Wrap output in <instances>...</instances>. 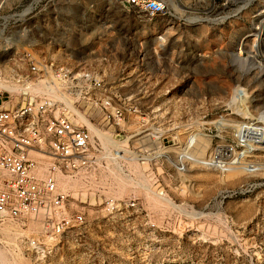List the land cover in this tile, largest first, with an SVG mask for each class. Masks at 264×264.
Masks as SVG:
<instances>
[{
    "label": "rangeland",
    "instance_id": "374dc122",
    "mask_svg": "<svg viewBox=\"0 0 264 264\" xmlns=\"http://www.w3.org/2000/svg\"><path fill=\"white\" fill-rule=\"evenodd\" d=\"M165 1L174 17L149 24L113 0H6L0 28L5 26L8 47H0V68L8 70L7 58L25 47L70 64L115 56L126 69L137 66L145 73L146 79L130 78L127 91L151 88L154 93L140 104L167 108L177 123V142L195 133L187 152L206 158L216 144L229 140L236 120L264 111V0ZM13 11L22 15L7 17ZM235 86L245 88L248 112L229 99ZM213 124L225 125L218 131ZM133 129L129 123L126 135ZM251 160L253 171L235 166L223 173L193 159L182 172L159 163L156 171L168 185L169 202L130 183L127 191L113 192L99 179L111 168L148 187L146 164L141 177L132 174L130 162L126 169L132 176L116 164L93 175L75 174V187L61 190L70 194L67 210L83 211L84 222L38 257L23 241L41 230L39 223L0 221V229L9 223L17 232L7 236L0 230V252L10 264H264V150ZM91 175L99 177L96 182ZM240 186L246 190L229 193ZM102 196H135L139 204L109 209Z\"/></svg>",
    "mask_w": 264,
    "mask_h": 264
},
{
    "label": "built area",
    "instance_id": "2783aa9c",
    "mask_svg": "<svg viewBox=\"0 0 264 264\" xmlns=\"http://www.w3.org/2000/svg\"><path fill=\"white\" fill-rule=\"evenodd\" d=\"M113 1L138 22L154 24L157 18L162 21L174 17L165 0ZM5 8L6 0H0V18L6 15ZM20 15L13 11L7 17ZM4 33L5 26L0 28V47L7 48ZM138 54L142 61L140 50ZM3 66L16 92L11 97L8 90H0V221L25 224L30 219L39 223L41 230L23 241L38 257L49 254L57 238L84 222L83 211L67 210L70 194L57 187L58 173L72 177L79 171H98L116 164L132 176L127 163L138 162L150 169L148 188L164 196L168 185L162 172L156 171L159 163L166 162L179 172L192 159L219 173L235 166L253 171V154L264 150V122L258 118L259 112H251L231 125L229 140L216 144L206 158L190 157L187 151L196 134L177 142L173 114L162 104L146 108L140 104V98L154 91L126 89L130 78L139 81L145 73L137 66L126 69L127 65L115 56L70 64L25 47L7 58ZM232 97L248 112L244 87L235 86L229 99ZM129 123L134 129L126 135ZM224 125L213 124L218 131ZM43 161L47 162V171L40 176L36 169ZM245 190L240 186L229 193ZM220 193L224 196L227 192ZM138 200L135 196L126 200L102 198L109 209L118 208V204L132 208Z\"/></svg>",
    "mask_w": 264,
    "mask_h": 264
},
{
    "label": "bare ground",
    "instance_id": "6f19581e",
    "mask_svg": "<svg viewBox=\"0 0 264 264\" xmlns=\"http://www.w3.org/2000/svg\"><path fill=\"white\" fill-rule=\"evenodd\" d=\"M30 8H28L26 11H28ZM25 11V12H26ZM24 13V12H23ZM53 56V55H52ZM59 57V56H58ZM6 67V66H5ZM4 68V67H3ZM6 69V68H5ZM8 70H3L0 68V90L1 89H4V90H8L10 93H11V97L15 94L16 92V87H15V84L13 82V80L11 79V77H9V72H7ZM31 87V86H30ZM38 87H34V89H37ZM4 103H8V102H4ZM264 115V111H262L260 114H259V119L262 120L264 122V119L260 117V115ZM130 167L132 168V174H135L139 177L143 176L144 173H143V168H145L146 166H144L143 164H140L138 162H130ZM102 169V168H101ZM107 171L105 170L104 172L102 171L101 172V175H100V178L99 177H93V171H79L77 174L81 173V172H85L86 174H88L89 172L92 173L91 177L93 179H95L94 181L96 182L97 179L99 178L101 182H104V183H109L107 184L109 186V189L110 191H119V192H125L126 189V185L128 183L130 184H133L135 185V190H139V191H142L144 192L145 194H148V195H152L154 197H157L158 200L161 201H166V202H169L170 199L166 196H158L156 194H154L147 186L145 185H142L141 183L140 184H136L134 183L133 181H131L130 179H128V177H126L125 174H120L118 173L117 171H115L114 169H109V168H106ZM47 171V162L46 161H43L39 166L38 168L36 169V173L40 176H43ZM89 173V174H90ZM84 174V175H86ZM82 175V174H80ZM90 177V176H88ZM80 178V177H79ZM83 178V177H82ZM145 180V179H144ZM91 182V181H90ZM144 182V181H143ZM77 181L76 179L74 178V176H67V175H64V174H56V184H57V187L59 189H73L76 185ZM81 183V182H80ZM84 183V182H83ZM92 183V182H91ZM99 183V181L97 182ZM82 184V183H81ZM80 184V185H81ZM85 184V183H84ZM82 184V186L84 185ZM95 184V183H94ZM93 184V185H94ZM102 184V183H101ZM103 185V184H102ZM89 187V185H88ZM132 187V186H131ZM129 187V188H131ZM80 188V187H79ZM78 188V189H79ZM108 189V190H109ZM127 191V190H126ZM109 192V191H108ZM75 194V193H74ZM115 196V195H113ZM119 195H117L116 197H118ZM156 200V199H155ZM154 204V203H153ZM11 222V221H10ZM32 225V224H31ZM35 225V224H34ZM32 225V226H34ZM37 226V225H36ZM14 228L12 226L6 224L5 226H3L0 230L3 234L5 235H10V234H13V235H16L17 232L16 230L14 232H12ZM33 229V228H32ZM5 253V252H4ZM12 262V261H11ZM0 264H10L7 260L4 259V255L2 254V252H0ZM12 264V263H11Z\"/></svg>",
    "mask_w": 264,
    "mask_h": 264
}]
</instances>
